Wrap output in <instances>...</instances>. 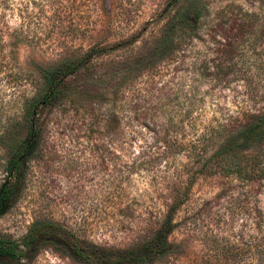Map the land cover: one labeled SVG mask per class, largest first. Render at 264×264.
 <instances>
[{
	"label": "rangeland",
	"instance_id": "rangeland-1",
	"mask_svg": "<svg viewBox=\"0 0 264 264\" xmlns=\"http://www.w3.org/2000/svg\"><path fill=\"white\" fill-rule=\"evenodd\" d=\"M193 6L197 31L171 41ZM77 59L37 110L39 144L0 235L51 221L114 256L177 203L154 264H264V141L241 166L227 159L232 173L214 156L264 111V0H0V134L18 123L25 138L42 70ZM8 158L0 145V185ZM20 264L83 263L45 247Z\"/></svg>",
	"mask_w": 264,
	"mask_h": 264
},
{
	"label": "trees",
	"instance_id": "trees-1",
	"mask_svg": "<svg viewBox=\"0 0 264 264\" xmlns=\"http://www.w3.org/2000/svg\"><path fill=\"white\" fill-rule=\"evenodd\" d=\"M180 0H175L178 3ZM203 7L193 6L178 15V21L170 28L167 38L187 37L197 31L203 17ZM175 43V42H173ZM177 44V43H176ZM81 60L67 61L51 68L43 69V86L39 96L25 102V121L28 132L25 138H19L18 123L0 134V145L7 149L9 158L5 166L6 180L0 185V217L6 214L17 200L20 186L25 179L28 161L39 144L37 110L40 106L55 103L64 92L67 79L81 69ZM264 141V111L253 115L240 130L231 134L214 155L218 167L226 173H232L227 159L235 166H241V156L250 148ZM236 169V168H235ZM237 171V170H236ZM247 172L249 169L247 167ZM178 204L175 203L165 214L164 219L155 228L145 243L119 251L108 256L98 247L89 248L72 238L70 231L59 223L40 221L31 225L26 235L17 240L0 235V264H20L32 260L45 247H54L63 251L83 264H154L164 255L170 246L169 237L175 228L174 217Z\"/></svg>",
	"mask_w": 264,
	"mask_h": 264
}]
</instances>
